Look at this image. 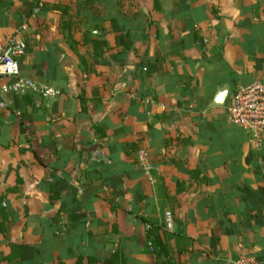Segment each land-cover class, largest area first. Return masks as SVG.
<instances>
[{
  "label": "crops",
  "instance_id": "crops-1",
  "mask_svg": "<svg viewBox=\"0 0 264 264\" xmlns=\"http://www.w3.org/2000/svg\"><path fill=\"white\" fill-rule=\"evenodd\" d=\"M9 38L61 95L0 76V264H154L164 232L182 264H264V138L208 108L264 84V0H0Z\"/></svg>",
  "mask_w": 264,
  "mask_h": 264
},
{
  "label": "built area",
  "instance_id": "built-area-1",
  "mask_svg": "<svg viewBox=\"0 0 264 264\" xmlns=\"http://www.w3.org/2000/svg\"><path fill=\"white\" fill-rule=\"evenodd\" d=\"M40 8V5L37 7ZM24 41L9 38L0 44V76L11 80L1 89L2 94L33 93L45 99H56L61 92L49 85L39 84L20 76V59L25 56ZM224 110L228 122L242 130L250 141L261 142L264 138V84L253 82L236 88L225 102ZM136 164L145 175L153 169L148 151L144 147L136 150ZM234 264H258L255 256L243 250Z\"/></svg>",
  "mask_w": 264,
  "mask_h": 264
},
{
  "label": "trees",
  "instance_id": "trees-1",
  "mask_svg": "<svg viewBox=\"0 0 264 264\" xmlns=\"http://www.w3.org/2000/svg\"><path fill=\"white\" fill-rule=\"evenodd\" d=\"M151 237L153 242L150 243L151 245L149 246V249L151 251L150 253L154 264H182L180 262H177L173 256L177 255V251H172V249L167 244L170 239H173L170 234H168L167 232L161 234L157 233L151 234ZM175 239H179V235H177ZM104 264H125V258L122 253L115 250L112 254L109 255Z\"/></svg>",
  "mask_w": 264,
  "mask_h": 264
},
{
  "label": "water",
  "instance_id": "water-1",
  "mask_svg": "<svg viewBox=\"0 0 264 264\" xmlns=\"http://www.w3.org/2000/svg\"><path fill=\"white\" fill-rule=\"evenodd\" d=\"M229 93H230L229 85L225 84L222 87H217L210 103L208 104V108H223ZM87 160H88V156L86 153H84L83 164H86ZM80 177H81V181L84 182L85 177L83 175Z\"/></svg>",
  "mask_w": 264,
  "mask_h": 264
}]
</instances>
